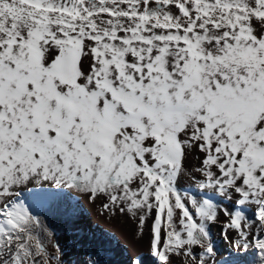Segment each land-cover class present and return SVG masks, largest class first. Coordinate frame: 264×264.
Here are the masks:
<instances>
[{"label":"snow or ice","instance_id":"6c2138e0","mask_svg":"<svg viewBox=\"0 0 264 264\" xmlns=\"http://www.w3.org/2000/svg\"><path fill=\"white\" fill-rule=\"evenodd\" d=\"M185 179L264 264V0H0V264H52L29 186L151 220L161 264H210L219 205Z\"/></svg>","mask_w":264,"mask_h":264},{"label":"rangeland","instance_id":"374dc122","mask_svg":"<svg viewBox=\"0 0 264 264\" xmlns=\"http://www.w3.org/2000/svg\"><path fill=\"white\" fill-rule=\"evenodd\" d=\"M199 155L198 152L195 153L188 161L192 168L199 167ZM197 178H200L199 174ZM182 183V193L191 188L190 195L201 199L207 192V198L212 197L214 203L219 205L218 221L209 222L210 238L215 252L210 264H262L261 250L254 243L248 249L235 247L237 230L226 229L229 218L223 211L226 207L231 208V203L212 190L198 189L194 181L185 179ZM25 192L35 190L29 186L23 193ZM51 193L62 195L61 202L66 206L57 207L48 219H41L45 229V244L54 253L52 264H134L135 260L142 264H161L152 255L149 243L151 220L145 225L141 236L138 230L139 221L128 214L122 215L118 211L113 214L106 210L103 207L106 201L90 199L76 189H52ZM246 211L255 220L254 209ZM65 240H68L67 250L61 243ZM197 251L200 249L197 248ZM172 259L175 264H187L186 257L174 256Z\"/></svg>","mask_w":264,"mask_h":264},{"label":"bare ground","instance_id":"6f19581e","mask_svg":"<svg viewBox=\"0 0 264 264\" xmlns=\"http://www.w3.org/2000/svg\"><path fill=\"white\" fill-rule=\"evenodd\" d=\"M34 195H35V192H25V194L23 196H21V198L24 199L26 203L32 204L31 210L33 211L34 215L38 216L40 221L42 218L48 219L57 207L62 208V206H63V203L61 202L62 201L61 197H63V196L60 194L51 193L50 195H47L45 199H42L38 203H33ZM204 198H207V197H204ZM63 207L65 208L66 206L64 205ZM89 234H90V232H89ZM67 242H68V240L61 241V243L65 246L66 250L68 249ZM138 262H141V261L135 260L134 264H138Z\"/></svg>","mask_w":264,"mask_h":264}]
</instances>
